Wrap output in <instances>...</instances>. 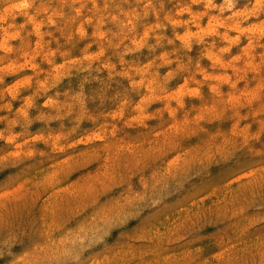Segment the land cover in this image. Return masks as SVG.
<instances>
[{"label":"rangeland","instance_id":"rangeland-1","mask_svg":"<svg viewBox=\"0 0 264 264\" xmlns=\"http://www.w3.org/2000/svg\"><path fill=\"white\" fill-rule=\"evenodd\" d=\"M0 264H264V0H0Z\"/></svg>","mask_w":264,"mask_h":264}]
</instances>
